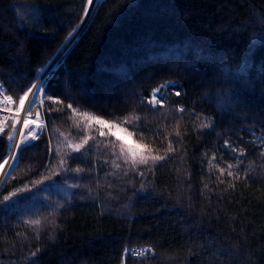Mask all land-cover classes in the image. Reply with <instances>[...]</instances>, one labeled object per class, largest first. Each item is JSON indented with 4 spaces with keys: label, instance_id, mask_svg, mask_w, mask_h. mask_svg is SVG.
I'll list each match as a JSON object with an SVG mask.
<instances>
[{
    "label": "trees",
    "instance_id": "16d2710c",
    "mask_svg": "<svg viewBox=\"0 0 264 264\" xmlns=\"http://www.w3.org/2000/svg\"><path fill=\"white\" fill-rule=\"evenodd\" d=\"M86 5L0 0L14 100L67 47L0 187V264H264V0Z\"/></svg>",
    "mask_w": 264,
    "mask_h": 264
},
{
    "label": "rangeland",
    "instance_id": "374dc122",
    "mask_svg": "<svg viewBox=\"0 0 264 264\" xmlns=\"http://www.w3.org/2000/svg\"><path fill=\"white\" fill-rule=\"evenodd\" d=\"M98 1L99 0H94V4L92 6V9L89 10L88 13H87L88 16L92 12V10L94 9V7L98 3ZM89 9H90V6H89ZM82 24H84V21H83ZM79 30H81V28ZM73 38H72V40H73ZM72 40L69 41V44H70V42ZM65 48H67V47H65ZM65 48L63 49L64 51L62 50L58 54V56L56 58H54V60H52L42 70L39 71L38 79L35 81V84H37V85L43 84V81H44V78L46 77V75L51 70H53L57 66V64L59 63V59L58 58H60L61 57V54L63 52H65ZM159 95L161 96V93H159ZM30 99H31V94H29V97L25 100L24 107L21 108V106H20V99L18 101H16V100H14L11 97V106H12V110L14 112V115L4 125L3 132L5 131L6 127L9 124V122H12V127H11V130H10V133H9V135L11 134V136H12V141L11 142L9 141V136H8V154L4 157V159H8L9 158L10 152H17V149L15 147V144L17 142H20L23 139L21 137V135H20V131L19 130L21 128H24V121L26 119L29 120V121H31V123L28 125V128H25L24 129L25 130V135L27 134V131L29 129H36L37 134H39L41 132V130L44 128V126H45V120H44V116H43V113H42L43 94L40 95V98L37 100L36 105L32 107L31 113L29 114V112H28V101ZM151 99H152V94H151ZM18 109H19V112L17 111ZM14 125H15V127H14ZM113 130L116 133V135L122 137L124 139V141H126V142H129L130 141V136L127 135L125 133V131H123L120 127L118 129H116V130L115 129H113ZM9 143H11V148H9ZM4 159L0 163H3L4 162ZM17 162H18V159L15 161V166H16ZM12 163H13V161L11 159H9V164H12ZM13 170H11V173H12ZM6 171H9L8 165H5V168L3 170H0V187L5 182V180L9 177V176L8 177H5V175H4V173Z\"/></svg>",
    "mask_w": 264,
    "mask_h": 264
},
{
    "label": "snow or ice",
    "instance_id": "6c2138e0",
    "mask_svg": "<svg viewBox=\"0 0 264 264\" xmlns=\"http://www.w3.org/2000/svg\"><path fill=\"white\" fill-rule=\"evenodd\" d=\"M94 4V0H87V5L84 7V12L85 14L87 15L88 11H89V6H92ZM174 87L175 85L174 84H164L162 85L161 87L162 88H168V87ZM161 91V88H157V89H154L153 90V93H152V99L149 101L150 104L153 105V109H155V106L156 105H163V102H164V98L163 96H160L159 93ZM29 94H31V99L28 101V112L29 114L31 113V110H32V107L36 105V102L37 100L40 98V95L43 94L45 96H47L48 99H53L52 96L48 95L47 92H46V88L43 84H40V85H37V84H32L28 89L27 91L24 92V94L22 96H20V106L21 108L24 107L25 105V100L29 97ZM175 95L179 96L180 95V92H176ZM11 99V97L9 96H5V100H9ZM69 108H72V105L69 104L68 105ZM19 112V109L17 110ZM86 115V113H85ZM93 119H95L93 117ZM136 119H139L138 117ZM98 123L100 124H105L107 123L106 121L104 120H98L97 121ZM31 123V121L29 120H25L24 121V128H21L19 131H20V135L21 137L23 138L20 142H17L15 144V147L17 150H22V145H25V146H31V143L30 141L31 140H36L39 138L37 132H36V129H29L27 131V134L25 135V128H28V125ZM209 123H206L204 125V127H209ZM15 127V125H14ZM3 132V128L0 127V133ZM9 141L11 142L12 141V136L11 134L9 135ZM225 146L227 147V142H225ZM80 145H77L76 146V149L75 151L76 152H80ZM9 148H11V143H9ZM169 151H171V148H169ZM68 158L69 159H74V157H72L70 154L68 155ZM166 157L164 156H155L153 157V161H160V160H164ZM9 159H11L13 161L12 164H9ZM19 159V153L18 152H10L9 154V158L8 159H4V162L3 163H0V170H3L5 168V165H8V168H9V171H6L4 173L5 177H8L11 175V170L14 169L15 167V161ZM140 163H146L147 161L142 157L141 160L139 161ZM61 163L62 165H65L67 164V160L64 159L63 157L61 158ZM135 163V161H134ZM76 173H80V172H83L84 170L82 168H77L74 170ZM229 175H232L231 172H229ZM78 185L77 184H72L70 185V187H77ZM4 201H9V197H4ZM150 250V249H149ZM33 255H35V253H33Z\"/></svg>",
    "mask_w": 264,
    "mask_h": 264
},
{
    "label": "built area",
    "instance_id": "2783aa9c",
    "mask_svg": "<svg viewBox=\"0 0 264 264\" xmlns=\"http://www.w3.org/2000/svg\"><path fill=\"white\" fill-rule=\"evenodd\" d=\"M5 96H9V94L7 93L4 85L0 82V127L2 128L14 115L11 106V99L5 100ZM146 252L147 248L141 246H134L129 251L131 256H143Z\"/></svg>",
    "mask_w": 264,
    "mask_h": 264
},
{
    "label": "bare ground",
    "instance_id": "6f19581e",
    "mask_svg": "<svg viewBox=\"0 0 264 264\" xmlns=\"http://www.w3.org/2000/svg\"><path fill=\"white\" fill-rule=\"evenodd\" d=\"M93 6V5H92ZM92 6H90V9L89 10H91L92 9ZM82 24V23H81ZM76 33H78V32H76ZM74 39V38H73ZM72 42V41H71ZM71 42H70V44H71ZM66 49V48H65ZM64 51V50H63ZM59 59V58H58Z\"/></svg>",
    "mask_w": 264,
    "mask_h": 264
}]
</instances>
